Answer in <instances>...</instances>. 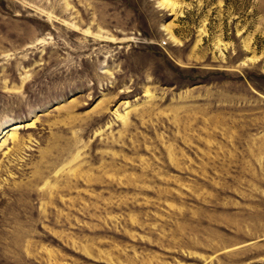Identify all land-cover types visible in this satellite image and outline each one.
<instances>
[{
	"label": "rangeland",
	"instance_id": "rangeland-1",
	"mask_svg": "<svg viewBox=\"0 0 264 264\" xmlns=\"http://www.w3.org/2000/svg\"><path fill=\"white\" fill-rule=\"evenodd\" d=\"M0 264H264V0H0Z\"/></svg>",
	"mask_w": 264,
	"mask_h": 264
},
{
	"label": "bare ground",
	"instance_id": "bare-ground-1",
	"mask_svg": "<svg viewBox=\"0 0 264 264\" xmlns=\"http://www.w3.org/2000/svg\"><path fill=\"white\" fill-rule=\"evenodd\" d=\"M17 129H18V127H13L10 131L15 132V131H17Z\"/></svg>",
	"mask_w": 264,
	"mask_h": 264
}]
</instances>
